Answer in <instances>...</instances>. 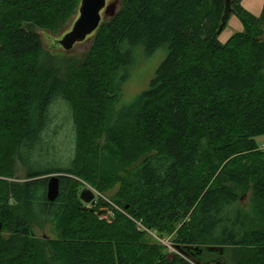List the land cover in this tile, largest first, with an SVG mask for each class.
<instances>
[{
	"label": "trees",
	"instance_id": "16d2710c",
	"mask_svg": "<svg viewBox=\"0 0 264 264\" xmlns=\"http://www.w3.org/2000/svg\"><path fill=\"white\" fill-rule=\"evenodd\" d=\"M81 1L0 0V264H226L228 248L238 264H264V230L248 228L238 194L252 185L264 202V7L256 15L234 0L244 27L223 43L225 0H121L85 61L45 66L33 28L61 29ZM139 46L168 54L118 108ZM59 99L76 125L67 164L51 158L45 132ZM17 166L25 185L8 180ZM53 172L113 204L86 207L68 175L50 201L42 176ZM26 207L56 221L61 239L35 237ZM167 238L184 256L161 250Z\"/></svg>",
	"mask_w": 264,
	"mask_h": 264
},
{
	"label": "rangeland",
	"instance_id": "374dc122",
	"mask_svg": "<svg viewBox=\"0 0 264 264\" xmlns=\"http://www.w3.org/2000/svg\"><path fill=\"white\" fill-rule=\"evenodd\" d=\"M114 0H108V3ZM119 3L121 0H118ZM244 1L245 7L252 6H260L264 4V0H242ZM117 8V11L119 9ZM252 11V9H250ZM259 10V9H258ZM253 12V11H252ZM80 12L76 13L65 26L56 31H49L46 29H41L34 27L33 30L38 32L41 35L43 41V51L40 54V58L42 59V63L45 66L49 64H54L56 66L68 67L77 65L83 61H85L93 47L94 35L96 32L91 34L85 41L77 43L71 50H66L60 43V40L72 30L74 23L79 18ZM111 18H106L103 12L102 22L108 21ZM243 23L241 20L235 15L231 14L228 19V23L226 27L221 31L219 36V40L221 42H226L234 33L243 30ZM168 51L166 48L158 49L153 55L148 56L145 53V49L143 46L136 47L134 50L135 62L131 66L129 70V76L125 81L122 88V98L118 108L123 107L124 105L130 104L138 95L142 94L145 90H147L150 86V82L152 78L155 76L157 69L160 67L162 62L165 60ZM22 68V64L19 65ZM23 87V86H22ZM21 87V88H22ZM17 90V89H16ZM14 96V95H12ZM50 118L51 123L46 132V139L52 141L54 148L52 152L55 151V155L51 156V158H55L58 160L60 164H67L75 155V138H76V125L73 118V113L71 111L69 103L64 99H59L55 103L52 104L50 108ZM108 139V134L105 132L103 137L99 140L101 145L105 144ZM256 141L260 148L264 149V134L260 135L256 138ZM133 166L129 168L132 169ZM23 170L18 166L16 167L15 174L13 177L8 178L11 182L20 183L21 185H25L28 179H24L22 177ZM71 176L75 180L79 178L76 176H72L69 174L61 173V172H53L47 175L42 176L43 178L49 180L52 176ZM83 188H90L97 193L96 203H98L101 199L102 202H110L108 196L100 193L95 189L92 185L85 182L84 180H80ZM119 190V186L115 188H111L108 192L110 195H114ZM239 194V205L241 211L243 213V218L245 223L247 224L250 230L259 229L264 230V202L260 201L255 192L253 190V186L249 187H241L238 191ZM101 198V199H100ZM92 203H86L85 205L88 208H94ZM113 204V203H111ZM22 213L23 208H21ZM27 209V220L31 229V233L41 239L47 240H58L61 239L62 231L58 227L56 221L41 217L37 211L33 208L26 207ZM95 214L100 219L112 221L111 216L113 214V209L110 207H100V211L95 212ZM157 237L156 235H154ZM171 236V235H170ZM171 238V237H169ZM167 240L163 241V246L161 247L162 251H166L171 256L174 253L183 255L184 253L181 250L177 249L176 246H173L172 243ZM153 242L152 239L150 240ZM168 250V251H167ZM239 249L228 248L227 255H225V263L226 264H238L236 263V258H240ZM243 257V256H242Z\"/></svg>",
	"mask_w": 264,
	"mask_h": 264
},
{
	"label": "water",
	"instance_id": "95a60500",
	"mask_svg": "<svg viewBox=\"0 0 264 264\" xmlns=\"http://www.w3.org/2000/svg\"><path fill=\"white\" fill-rule=\"evenodd\" d=\"M233 1L225 0L224 13L222 15L219 33L224 29L233 11ZM118 0L108 3V0H82L79 12L80 16L74 23L71 31L66 33L61 45L66 50H71L77 43L85 41L100 26L103 12L106 18H112L117 13ZM60 193V177L52 176L48 183V198L50 201L57 199ZM97 193L90 188H84L81 192V199L86 203H95ZM214 247H212L213 249Z\"/></svg>",
	"mask_w": 264,
	"mask_h": 264
},
{
	"label": "crops",
	"instance_id": "0c3cea01",
	"mask_svg": "<svg viewBox=\"0 0 264 264\" xmlns=\"http://www.w3.org/2000/svg\"><path fill=\"white\" fill-rule=\"evenodd\" d=\"M242 5L245 7V3H244V1L242 2ZM263 7H264V4L262 5V7L260 8V6H258V5H254V6H252V5H250V8L248 7H245L246 9H248L249 11H251L250 9H252V11H253V13L254 14H256V15H259L260 13H261V11H262V9H263ZM259 9V10H258ZM251 11V12H252Z\"/></svg>",
	"mask_w": 264,
	"mask_h": 264
}]
</instances>
